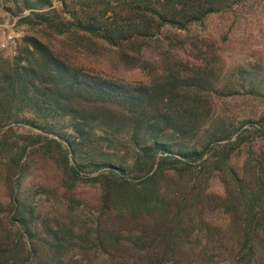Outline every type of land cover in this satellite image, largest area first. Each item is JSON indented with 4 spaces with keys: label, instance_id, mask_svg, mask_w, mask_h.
Returning a JSON list of instances; mask_svg holds the SVG:
<instances>
[{
    "label": "trees",
    "instance_id": "16d2710c",
    "mask_svg": "<svg viewBox=\"0 0 264 264\" xmlns=\"http://www.w3.org/2000/svg\"><path fill=\"white\" fill-rule=\"evenodd\" d=\"M13 2L149 78L0 51V264H264V57L230 52L262 0Z\"/></svg>",
    "mask_w": 264,
    "mask_h": 264
},
{
    "label": "rangeland",
    "instance_id": "374dc122",
    "mask_svg": "<svg viewBox=\"0 0 264 264\" xmlns=\"http://www.w3.org/2000/svg\"><path fill=\"white\" fill-rule=\"evenodd\" d=\"M53 7L61 12L62 6L58 0H52ZM262 4V14L260 15L262 30L259 32L258 28H252L248 30L249 34H243L234 39L232 42L233 49L230 52L236 55L239 61L245 58L251 60L255 56L262 54L264 57V0ZM25 15V13H23ZM17 13L16 5L13 0H0V25L13 20L19 16ZM259 24V23H258ZM259 26V25H258ZM221 28V22L218 17L211 18L207 21L206 30L204 33H213L218 36ZM7 33L8 29L5 30ZM15 34H20L18 40H23L26 36H34L40 39L42 42L48 43L52 48L61 52V54L67 57L75 65L84 67V69L102 74L104 76L116 79L124 83H138L148 81V71H143L139 68L128 69L124 67L119 61L113 51L107 49L100 44L93 47H87L85 41L72 42L67 36H59L56 33L47 30L44 27L32 28L27 24L20 23V21L14 26ZM198 32V31H197ZM3 38L2 32H0V39ZM5 54V53H4ZM6 56V55H5ZM52 175V174H51ZM53 176V175H52ZM54 178L50 176V185L54 183Z\"/></svg>",
    "mask_w": 264,
    "mask_h": 264
},
{
    "label": "built area",
    "instance_id": "2783aa9c",
    "mask_svg": "<svg viewBox=\"0 0 264 264\" xmlns=\"http://www.w3.org/2000/svg\"><path fill=\"white\" fill-rule=\"evenodd\" d=\"M25 15L27 12H24ZM22 16H17L13 22H5L0 25V32H2L3 38L0 39V51L4 52L6 57H14L17 55L18 48L21 44V40H18V37H21L20 34H15L13 29L14 26L19 22ZM8 29L7 33L5 30Z\"/></svg>",
    "mask_w": 264,
    "mask_h": 264
}]
</instances>
